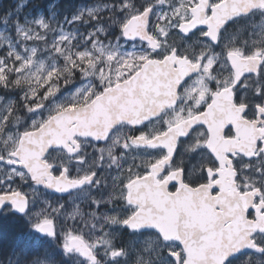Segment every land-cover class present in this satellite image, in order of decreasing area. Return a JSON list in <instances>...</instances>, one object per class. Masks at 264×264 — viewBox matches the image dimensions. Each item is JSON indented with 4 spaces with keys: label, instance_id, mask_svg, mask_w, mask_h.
Returning <instances> with one entry per match:
<instances>
[{
    "label": "snow or ice",
    "instance_id": "obj_1",
    "mask_svg": "<svg viewBox=\"0 0 264 264\" xmlns=\"http://www.w3.org/2000/svg\"><path fill=\"white\" fill-rule=\"evenodd\" d=\"M0 264H264V0L0 11Z\"/></svg>",
    "mask_w": 264,
    "mask_h": 264
},
{
    "label": "trees",
    "instance_id": "obj_2",
    "mask_svg": "<svg viewBox=\"0 0 264 264\" xmlns=\"http://www.w3.org/2000/svg\"><path fill=\"white\" fill-rule=\"evenodd\" d=\"M86 0H64L66 6L71 5H79L83 6ZM14 0H0V11L8 8L9 6L13 5Z\"/></svg>",
    "mask_w": 264,
    "mask_h": 264
},
{
    "label": "rangeland",
    "instance_id": "obj_3",
    "mask_svg": "<svg viewBox=\"0 0 264 264\" xmlns=\"http://www.w3.org/2000/svg\"><path fill=\"white\" fill-rule=\"evenodd\" d=\"M91 2H92V0H86L85 3H84L83 5L89 4V3H91Z\"/></svg>",
    "mask_w": 264,
    "mask_h": 264
}]
</instances>
